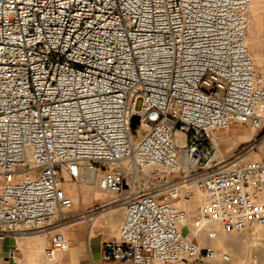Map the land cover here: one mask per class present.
Masks as SVG:
<instances>
[{
  "label": "built area",
  "instance_id": "1",
  "mask_svg": "<svg viewBox=\"0 0 264 264\" xmlns=\"http://www.w3.org/2000/svg\"><path fill=\"white\" fill-rule=\"evenodd\" d=\"M251 3L0 0V258L7 237L34 232H52L48 261L69 249L59 228L75 204L61 186L72 163L113 193L91 211L124 206L103 259H231L180 221L208 239L264 223V158H224L210 143L235 125L264 140Z\"/></svg>",
  "mask_w": 264,
  "mask_h": 264
},
{
  "label": "crops",
  "instance_id": "2",
  "mask_svg": "<svg viewBox=\"0 0 264 264\" xmlns=\"http://www.w3.org/2000/svg\"><path fill=\"white\" fill-rule=\"evenodd\" d=\"M264 155L261 153V156ZM108 198L101 199L96 204ZM95 205V204H94ZM194 205V204H192ZM192 209V207H191ZM71 218L59 230L66 236L69 249L60 254L55 264H114L102 257V245L106 240L116 237L123 221L124 206L114 205L106 210L91 211L74 209L69 211ZM183 233L193 241L216 247L217 239L197 236L190 227V218L180 221ZM52 232L29 233L22 236H9L2 246L0 264H44L41 260L42 250L50 245ZM237 245L229 244L231 259L201 262L188 260L182 264H264V231L256 233L252 229L247 235H239ZM11 251H14L11 254ZM49 264V263H47ZM153 264H165L154 262ZM179 264V263H167Z\"/></svg>",
  "mask_w": 264,
  "mask_h": 264
},
{
  "label": "rangeland",
  "instance_id": "3",
  "mask_svg": "<svg viewBox=\"0 0 264 264\" xmlns=\"http://www.w3.org/2000/svg\"><path fill=\"white\" fill-rule=\"evenodd\" d=\"M257 8L256 13L251 9V24L248 30V41L254 56L256 64L264 71V0H252ZM255 48L260 50L261 56L257 57ZM142 100H139L137 109L141 107ZM257 130L250 125H235L228 130H216L211 135L210 143L213 149L224 158L233 159L239 153H244L247 158H264L261 153L264 151V140L254 141L257 136ZM254 143V144H253ZM250 145H254L251 148ZM100 174V172H98ZM101 175L97 177L94 184H87L81 181L77 174L71 170H65L61 177V186L65 188L67 194L75 198L74 209L87 210L101 199L110 198L113 193L100 187ZM184 205L183 200L180 203ZM194 205H191L190 208ZM256 233L264 231V223L256 224L253 228ZM248 230L241 233L223 234L217 239L216 247L223 251L231 252L229 244L237 245L239 235H247ZM233 254H231L232 256ZM41 260L44 264H55L54 261H48L42 250Z\"/></svg>",
  "mask_w": 264,
  "mask_h": 264
},
{
  "label": "bare ground",
  "instance_id": "4",
  "mask_svg": "<svg viewBox=\"0 0 264 264\" xmlns=\"http://www.w3.org/2000/svg\"><path fill=\"white\" fill-rule=\"evenodd\" d=\"M251 7H252V11L254 12L253 14H257L256 13L257 8L255 7V3H251ZM255 50H257L256 56L260 57L261 56L260 50L258 48H255ZM70 168L74 171V173H76L78 175V177L81 181H83L84 183H87V184H94L97 180V177H99V175H100L95 170L84 168V166L79 165V164L74 165L71 163ZM100 187H101V185H100ZM72 198L75 202V198L73 196H72Z\"/></svg>",
  "mask_w": 264,
  "mask_h": 264
},
{
  "label": "trees",
  "instance_id": "5",
  "mask_svg": "<svg viewBox=\"0 0 264 264\" xmlns=\"http://www.w3.org/2000/svg\"><path fill=\"white\" fill-rule=\"evenodd\" d=\"M136 123H137V121L135 120V121H134V124H136Z\"/></svg>",
  "mask_w": 264,
  "mask_h": 264
}]
</instances>
